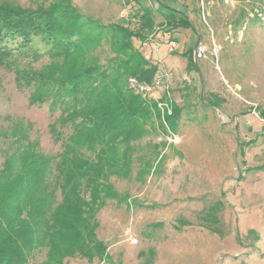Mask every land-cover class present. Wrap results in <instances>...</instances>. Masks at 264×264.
<instances>
[{
  "label": "rangeland",
  "instance_id": "obj_1",
  "mask_svg": "<svg viewBox=\"0 0 264 264\" xmlns=\"http://www.w3.org/2000/svg\"><path fill=\"white\" fill-rule=\"evenodd\" d=\"M158 1L157 23L166 15L176 21L185 16L191 27L158 25L146 42L133 41L164 75L156 96L170 100V90L182 107L177 129L158 108L161 117L152 130L131 143L119 140L115 151L108 138L81 132L88 118L74 114L75 98L59 75L79 56L53 59L47 35L33 30L28 54L19 50L0 61V169L10 154L36 151L51 160L47 197L60 202L57 164L63 153L78 149L83 157L119 160L133 148L129 176L109 178L116 194L131 197V206L109 198L96 213L95 234L106 244L105 254L78 253L61 264H264V0ZM52 2L0 0V6L32 11ZM73 2L110 23L153 9L154 0ZM170 41L177 43L173 51ZM189 47L198 65L192 71L182 54ZM99 53L93 63L106 67L109 46ZM49 73L56 81L41 84L50 81ZM76 131L81 142L69 145ZM79 196L88 202L102 197L92 187L81 188ZM46 254L45 247L36 249L30 263L43 264Z\"/></svg>",
  "mask_w": 264,
  "mask_h": 264
},
{
  "label": "trees",
  "instance_id": "obj_2",
  "mask_svg": "<svg viewBox=\"0 0 264 264\" xmlns=\"http://www.w3.org/2000/svg\"><path fill=\"white\" fill-rule=\"evenodd\" d=\"M35 10L0 6V61L7 56H17L15 52L19 50L28 54L29 32L45 33L44 43L51 46L53 59L79 56V62L71 61L68 69L59 75L63 76L60 85L75 98L71 101L78 106L74 114L88 118L81 123V132L95 138H108L114 151L118 149L119 140L127 144L148 134L161 117L157 100L148 93L145 94L151 99H146L141 95L143 92L129 88L128 80L134 77L143 83H153L161 72L158 65L135 48L133 38L146 42L158 25L190 28L188 18L181 16L176 21L164 15V21L157 23L154 10L158 8L153 6V9L145 7L142 12L137 10L132 16L105 23L83 13L73 0H54ZM131 24L134 27L130 28ZM105 43L110 56L107 66L101 67L93 62H99L98 49ZM193 51L194 48L189 47L182 53L187 58L189 71L198 69ZM56 69L59 71L62 66L56 64ZM49 74L52 75L50 81L41 84L56 81L55 74ZM171 105L173 111L166 120L174 131L182 107L176 105L174 99ZM75 137L69 145L81 142L80 132L76 131ZM132 151V147H127L119 160L83 157L78 149L71 155L67 151L63 153L57 164L58 176L63 178L64 196L60 202H56V197H47L52 188L47 180L51 177L50 159L30 150L20 152L19 157L7 156L0 169V264H31L30 257L42 247L47 253L43 264H61L66 257L78 253L88 257L93 252L104 255L107 246L95 234L96 213L109 198L131 206V197L116 194L109 178L113 174L129 176ZM88 187L98 189L102 197H91L89 202L84 200L79 193L81 188Z\"/></svg>",
  "mask_w": 264,
  "mask_h": 264
},
{
  "label": "built area",
  "instance_id": "obj_3",
  "mask_svg": "<svg viewBox=\"0 0 264 264\" xmlns=\"http://www.w3.org/2000/svg\"><path fill=\"white\" fill-rule=\"evenodd\" d=\"M169 46H170V49L173 51L176 49L177 43L175 41H170ZM163 78H164L163 74H158L155 77L153 83H143V82L138 81L134 77H130L128 81H129V85L132 88L138 91H141L143 93H148L150 96L155 98L157 100V105L159 109L162 110L164 114L167 113L170 115L172 113V105H171L172 95H171L170 90H167L166 92L168 95V99L170 100H166V99H163L162 97L156 96V92L159 91V89H161L164 86Z\"/></svg>",
  "mask_w": 264,
  "mask_h": 264
},
{
  "label": "crops",
  "instance_id": "obj_4",
  "mask_svg": "<svg viewBox=\"0 0 264 264\" xmlns=\"http://www.w3.org/2000/svg\"><path fill=\"white\" fill-rule=\"evenodd\" d=\"M158 0H154V3L152 4L155 8H157V4H159V1L157 2ZM155 2H157V4H155ZM241 153H242V149H241Z\"/></svg>",
  "mask_w": 264,
  "mask_h": 264
}]
</instances>
